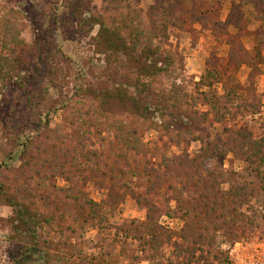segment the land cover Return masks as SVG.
<instances>
[{"label":"rangeland","instance_id":"1","mask_svg":"<svg viewBox=\"0 0 264 264\" xmlns=\"http://www.w3.org/2000/svg\"><path fill=\"white\" fill-rule=\"evenodd\" d=\"M105 36L126 46L118 65ZM147 48L151 107L126 87L97 97L116 71L136 78ZM243 128L264 136V0H0V264H264V184L231 140ZM211 144L224 156L204 166L226 172L223 191L253 189L256 214L239 239L209 225L195 246L172 195L178 160Z\"/></svg>","mask_w":264,"mask_h":264},{"label":"trees","instance_id":"2","mask_svg":"<svg viewBox=\"0 0 264 264\" xmlns=\"http://www.w3.org/2000/svg\"><path fill=\"white\" fill-rule=\"evenodd\" d=\"M95 46L100 48L99 50L105 56V63L108 66L111 64L118 65L120 63L119 58L124 56L126 52L124 44L120 43L118 39L113 40L107 36L102 40L97 39ZM146 51L142 52L144 59L136 58L129 63L132 71L135 70L137 74L136 78H133L130 72L121 74L119 71H116L115 74H110L109 79L106 80L107 86L96 93L97 97H121L126 99L129 96L128 92L117 89V87H126L134 91L135 97L132 96L134 99L141 100L144 104H149L148 107H151L153 102L148 95V84L143 83L142 80L158 75L161 72V68H154L148 63L149 54L158 56V53L151 51L149 48ZM148 52L150 53L148 54ZM258 55L262 61L261 54L259 53ZM216 68V66H213L210 71L207 70V74L204 77H201L203 86L209 88L214 84L220 83L221 76ZM251 76H255L254 72ZM230 132L232 143L236 144L235 146L241 152L244 162L255 172L256 177L260 179L263 185L264 136L254 138L248 128H243L239 132ZM127 145L130 148H135L130 140L127 141ZM207 149L209 151L206 150V154H201L198 159L192 160L187 155H184L183 158L181 157L178 160L180 161L178 167L184 172L186 181L182 186L175 187L172 195L177 205H183L185 208V218L193 215L191 220L186 219L185 221L184 239L188 240V238H192L195 246L208 242L202 233L208 230L209 225H212L213 230L220 233V236L226 237L230 241L239 239L247 228L252 229L253 223L249 219L256 214L255 212L252 213L253 215L246 214V211L250 212L251 210L250 197L254 194L253 189H249L248 186L244 185L230 186L227 191L220 189L221 184L226 182V172L223 169L213 170L205 167L204 162L206 160L204 159H219V157L224 156V151L223 149H219L216 144H211ZM183 163L187 164V166H182ZM24 215L23 210L17 211V217L14 221L16 232L22 233L19 225H25ZM215 221L218 223H213ZM156 227L161 228L158 225ZM29 249L24 248L26 252L24 255L30 254Z\"/></svg>","mask_w":264,"mask_h":264}]
</instances>
